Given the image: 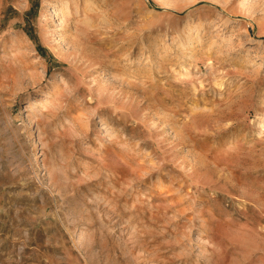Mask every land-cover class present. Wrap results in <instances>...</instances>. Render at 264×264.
<instances>
[{"label":"rangeland","instance_id":"obj_1","mask_svg":"<svg viewBox=\"0 0 264 264\" xmlns=\"http://www.w3.org/2000/svg\"><path fill=\"white\" fill-rule=\"evenodd\" d=\"M0 264H264V0H0Z\"/></svg>","mask_w":264,"mask_h":264}]
</instances>
